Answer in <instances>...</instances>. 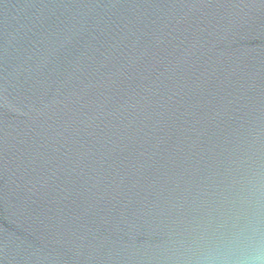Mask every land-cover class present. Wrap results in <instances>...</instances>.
I'll return each mask as SVG.
<instances>
[{"label": "water", "instance_id": "1", "mask_svg": "<svg viewBox=\"0 0 264 264\" xmlns=\"http://www.w3.org/2000/svg\"><path fill=\"white\" fill-rule=\"evenodd\" d=\"M241 162L264 0H0V264H160Z\"/></svg>", "mask_w": 264, "mask_h": 264}, {"label": "clouds", "instance_id": "2", "mask_svg": "<svg viewBox=\"0 0 264 264\" xmlns=\"http://www.w3.org/2000/svg\"><path fill=\"white\" fill-rule=\"evenodd\" d=\"M200 207L169 231L160 264H264V163H235Z\"/></svg>", "mask_w": 264, "mask_h": 264}]
</instances>
